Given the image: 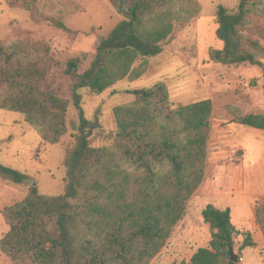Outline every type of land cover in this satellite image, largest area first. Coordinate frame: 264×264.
Returning a JSON list of instances; mask_svg holds the SVG:
<instances>
[{
    "label": "trees",
    "instance_id": "16d2710c",
    "mask_svg": "<svg viewBox=\"0 0 264 264\" xmlns=\"http://www.w3.org/2000/svg\"><path fill=\"white\" fill-rule=\"evenodd\" d=\"M123 19L98 40L86 69L69 58L64 72L74 78L71 100L78 114L75 146L65 157L67 182L62 194L49 196L30 186L26 195L0 209L7 231L0 253L11 262L29 257L33 264H148L163 247L184 205L204 173L212 103L209 99L173 107L164 83L128 90L133 101L113 109L116 129L89 121L81 108L80 89L99 94L140 72L137 58L158 55L175 21L198 12L193 0H110ZM32 9L38 21L70 31L53 16V0H6ZM47 5V6H46ZM264 14V0H238L235 8L219 5L215 21L220 49L208 50L209 61L261 67L264 47L246 35L252 18ZM58 64L47 42L0 40V109L20 113L41 142L54 144L67 131L70 101L48 73ZM264 95V82L262 85ZM236 124L264 130V114L241 115L227 107ZM107 142L92 146L94 130ZM0 179L26 184V174L0 163ZM86 202L78 204L83 195ZM201 218L213 230L207 247L188 261L170 264H237L229 259L235 232L229 208L206 204ZM260 223L264 238V221ZM246 235L240 249L251 246Z\"/></svg>",
    "mask_w": 264,
    "mask_h": 264
},
{
    "label": "rangeland",
    "instance_id": "374dc122",
    "mask_svg": "<svg viewBox=\"0 0 264 264\" xmlns=\"http://www.w3.org/2000/svg\"><path fill=\"white\" fill-rule=\"evenodd\" d=\"M198 12L186 21H175L170 36L155 57L137 58L132 67L136 78L125 77L99 94L80 89L81 108L89 121L104 130H115L113 109L133 101L128 90L165 84L173 107L202 99L212 103L209 117L203 178L184 205L179 220L172 226L160 251L148 264L188 261L199 247H207L213 230L201 218V209L210 203L217 208L230 207L234 225L233 249L237 264H264V130L236 124L227 107L241 115L264 114V77L261 67L222 65L209 61L208 50L220 49L216 35V10L236 7L238 0H193ZM47 6V5H46ZM47 11L61 16L66 31L38 21L32 9L12 7L0 0V40L29 39L47 42L58 64L49 73L52 86L70 103L67 107V131L54 144L41 142L38 134L17 112L0 109V163L27 175L26 184L16 185L0 179V209L22 199L32 182L41 194L54 196L65 191V157L75 146L78 125L76 107L71 100L74 78L65 74L69 58H79L77 72L86 69L96 44L122 19L110 0H53ZM246 35L264 47V14L251 20ZM264 66V58L262 59ZM92 146H104L101 129L94 130ZM236 180V185H235ZM83 195L78 204L86 202ZM7 226L0 215V238ZM246 235L251 246L240 249ZM0 264H33L29 257L11 262L0 253Z\"/></svg>",
    "mask_w": 264,
    "mask_h": 264
},
{
    "label": "water",
    "instance_id": "95a60500",
    "mask_svg": "<svg viewBox=\"0 0 264 264\" xmlns=\"http://www.w3.org/2000/svg\"><path fill=\"white\" fill-rule=\"evenodd\" d=\"M32 186H34V183L32 182ZM228 253H229V259L231 262L237 263L238 261V254L234 251L233 247L230 246L228 248Z\"/></svg>",
    "mask_w": 264,
    "mask_h": 264
},
{
    "label": "crops",
    "instance_id": "0c3cea01",
    "mask_svg": "<svg viewBox=\"0 0 264 264\" xmlns=\"http://www.w3.org/2000/svg\"><path fill=\"white\" fill-rule=\"evenodd\" d=\"M202 100H204V99H202ZM249 127V126H248ZM254 129H256V128H254ZM259 130H261V129H259ZM235 185H236V180H235ZM207 204H210V203H207ZM226 208H230V207H226ZM220 209H224V208H220ZM230 210V216L232 215V211H231V209H229ZM233 216V215H232Z\"/></svg>",
    "mask_w": 264,
    "mask_h": 264
}]
</instances>
